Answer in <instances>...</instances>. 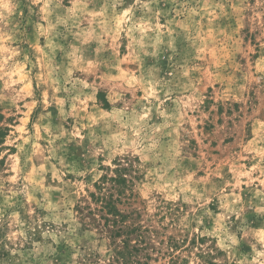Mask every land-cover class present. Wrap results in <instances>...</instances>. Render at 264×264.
<instances>
[{"label":"rangeland","instance_id":"rangeland-1","mask_svg":"<svg viewBox=\"0 0 264 264\" xmlns=\"http://www.w3.org/2000/svg\"><path fill=\"white\" fill-rule=\"evenodd\" d=\"M4 2L18 4L24 16L0 19V264H123L113 261L123 250L120 237L137 240L128 264H252L264 252V162L247 154L251 125L264 120V102H256L264 74L248 64L264 42L253 13L232 12L228 0ZM206 5L214 17L202 11ZM212 39L216 47L205 46ZM221 44L230 62L220 75L238 104L217 111L198 102L212 92ZM133 75L155 85L165 101L146 123L139 120L142 92L126 87ZM216 90L222 97L224 89ZM77 100L101 118L82 146L61 137L75 124L61 113ZM37 128L51 136L41 131L37 141ZM114 135L129 145L113 161L128 176L123 196L114 194L124 214L115 225L96 201L106 191L97 188L88 202L77 197L72 177L60 175L85 171ZM142 156L143 168L168 169V177L192 191L178 186L142 200ZM121 225L128 233L116 234Z\"/></svg>","mask_w":264,"mask_h":264},{"label":"clouds","instance_id":"clouds-1","mask_svg":"<svg viewBox=\"0 0 264 264\" xmlns=\"http://www.w3.org/2000/svg\"><path fill=\"white\" fill-rule=\"evenodd\" d=\"M231 5V10L234 13H242L244 11H251L253 13L254 19L260 21L261 27L264 28V0H228ZM32 3L35 5H39L42 3V0H32ZM47 7V5H45ZM144 7H147L145 5ZM216 7H220L217 5ZM223 11V9H221ZM131 11V10H129ZM202 11L206 12L209 16H215V9L209 11V6H205ZM198 14V13H197ZM125 16H128V12L124 13ZM24 11L19 7L18 4H11L10 2H4L0 4V19H2L5 23H7L13 17H23ZM131 31V30H129ZM240 27L238 26L235 30L236 35L239 34ZM211 35V31L209 33ZM219 43L216 39L206 40L205 46L207 44H212L213 47ZM252 55L256 57L254 61L251 59L248 60L249 70L255 69L257 73L264 74V42H260L259 51H252ZM43 60V56H41L40 63ZM171 60V57H169ZM230 62V53L229 51L221 46L217 48V56L215 57V68L217 71V75L214 78L212 85V92L205 96L198 103H205L207 101L210 105H218L217 111L220 110L219 105L231 103L235 107L238 104V97L233 96L231 91L230 83L226 86V80L224 77L220 75L221 70L226 71L228 67V63ZM187 75V73H185ZM216 85H219L224 89L223 96L217 92ZM126 87L139 90L142 92L140 101L143 102L142 114L139 116V120L143 122H147L152 115L153 108L159 112V105L165 103L159 99V94L157 92L156 86L151 82H142L137 80L135 76H130L126 79ZM45 105L48 104L47 93H44ZM255 91L249 93V96H255ZM166 100L171 99V97L166 93ZM105 102H107L106 98ZM138 101V103L140 102ZM257 103L264 102V93H261L260 100L256 101ZM62 103V102H61ZM84 105V106H81ZM65 120L68 117H72L75 120V124L70 126V131H62L61 137L70 135L73 139H75L80 146L83 145V141L85 140V134L90 131L94 126H96L99 122V117L93 115L84 101H75L73 103L72 109L70 112L61 113ZM43 131L46 135L51 136V130L48 128H37L36 140L39 141L41 139L40 132ZM133 136L138 135L135 127L130 129ZM251 140L248 142V155H252V158L255 159L256 156L261 158V161L264 162V120L253 122L251 125ZM61 137H53V139H59ZM94 143L93 141H90ZM129 145L124 142L118 135L109 136L103 141V146L99 147L95 150L92 157V163L87 167L85 171H76L75 169H68L67 172H63L61 176H69L73 179L69 181L78 191L76 193L77 197H83L88 202H91L93 196L97 192V188H103L104 185L109 184L110 182H115L117 180H123L125 184H127L128 176L127 172H124L122 176L117 175V164L113 161L115 160L117 155L123 156L128 150ZM140 155V153H137ZM148 158L146 156H142V163L140 165L141 171L140 176L143 177V181L141 184L137 185L140 189L139 195L142 200H149V197L153 191L160 192L161 190H165L166 193L170 194L176 190L179 186L181 192L192 191L191 188H186L185 186L178 185V182H174L172 177H168L167 172L168 169H165L164 172L153 171L151 169L143 168V162ZM255 167H258L255 166ZM53 174L55 175V165L52 166ZM262 174H264V170H261ZM63 182V181H62ZM264 183V181H261ZM91 193V195H90ZM170 199H175L174 196H169ZM111 201L113 206L119 203V200L116 196L111 197ZM103 201L101 204L103 205ZM53 212L56 211L54 206L49 205ZM71 214L69 213V216ZM124 214L121 213L119 208H116L115 213H109L106 219L114 220L115 217H122ZM57 222H59V217H57ZM67 222V221H65ZM120 222V221H116ZM127 223V220L123 221ZM164 226H167V220L164 223ZM137 228L143 230L144 225L139 221L136 224ZM187 227V226H185ZM197 229H193L192 232L195 233ZM14 236H23V233H14ZM116 243L118 245L123 246L124 238L120 237L117 239ZM260 243L264 245V239H261ZM130 246L135 249L137 247V240L135 237L131 239ZM187 247V245H185ZM173 251L174 256H179L181 253ZM182 251V250H181ZM15 254V253H13ZM260 257H264V252L257 253V257L254 258L252 264H264V259H260Z\"/></svg>","mask_w":264,"mask_h":264},{"label":"trees","instance_id":"trees-1","mask_svg":"<svg viewBox=\"0 0 264 264\" xmlns=\"http://www.w3.org/2000/svg\"><path fill=\"white\" fill-rule=\"evenodd\" d=\"M120 169L117 167V175L121 176L120 173ZM124 185L125 182L123 180H117L115 182H110V186H108V184L104 185L103 188L98 187L100 189V193L102 191H106L108 194H102L101 196L99 195L98 197H96V201H103V208H107V213H115L116 211V206H113V203L111 201V197L114 196V194H116V196L118 198L122 197L124 192ZM117 220H113V224H117L118 222H116ZM120 232H127L128 233V227H125L123 225H121L118 228V231L116 234H119ZM123 250H117L116 252H114V259L113 261L117 262V261H121L123 264H128L131 262V254H133V251H137L136 249H133L130 246V243L127 241H124L123 243Z\"/></svg>","mask_w":264,"mask_h":264}]
</instances>
